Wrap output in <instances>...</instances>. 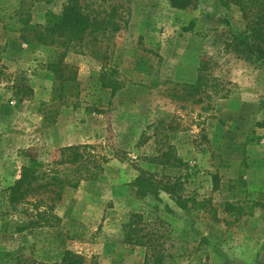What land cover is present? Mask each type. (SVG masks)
Segmentation results:
<instances>
[{"label": "rangeland", "instance_id": "obj_1", "mask_svg": "<svg viewBox=\"0 0 264 264\" xmlns=\"http://www.w3.org/2000/svg\"><path fill=\"white\" fill-rule=\"evenodd\" d=\"M66 1L36 2L32 22ZM224 1L179 10L165 0H84L102 29L63 58L73 81L47 69L58 48L23 42L0 24V213L10 229L0 231V264L30 259L42 246L67 248L84 264H143L145 248L122 240L134 213L161 236L163 264H264L256 204L264 203V64L234 44L245 21ZM109 69L121 83L115 92L101 84ZM19 84L33 95L18 101ZM161 143L186 165L151 164ZM71 145L80 146L78 163L52 162ZM30 148L37 182L55 176L62 184L11 204L8 189L30 163ZM139 169L177 179L185 207L164 192L137 197L130 183ZM37 210H48L54 225H35ZM71 224L82 238L68 235Z\"/></svg>", "mask_w": 264, "mask_h": 264}, {"label": "trees", "instance_id": "obj_2", "mask_svg": "<svg viewBox=\"0 0 264 264\" xmlns=\"http://www.w3.org/2000/svg\"><path fill=\"white\" fill-rule=\"evenodd\" d=\"M40 1H44L45 3L50 2V0H0V24L2 29L10 32H18L23 42H34L58 48V61L48 64L47 69L52 71L55 75L54 77L61 81H73L75 79V72L70 71L67 64H63V58L70 48L76 43L82 42L87 34H93L94 31L102 29V23L96 17H92L83 8L82 2L84 0H67L59 13L48 10L45 13L42 23L32 22L31 7ZM165 1L168 2L171 8L179 10L193 8L200 2V0ZM223 4L236 6L241 13L243 21H245V28L238 35H233L234 44L264 64V0H226ZM189 29L190 27L184 28V30ZM66 68H68L67 73L64 72ZM114 73V69H109L103 71L100 75L102 86L110 88L112 92L121 88L120 81L115 77H111ZM13 87L16 89L15 95L18 97V101H22L23 98H29L33 95V89L27 85L19 84ZM190 87L192 89L200 87L199 79L197 83ZM156 142L159 143L157 140ZM79 147L78 145H71L60 148L58 155L54 153L52 162L58 164L78 163L82 157V154L79 152ZM34 150V148L29 149L30 163L22 166L20 177L8 189L7 200L11 204L25 202L27 198L38 194L40 189L43 188V191H45L48 185L61 183L60 179L58 180L55 176L51 177V182L44 184L37 182L38 176L36 174V168L38 163ZM147 160L151 164H159L163 167H180L186 165L170 146L164 148L162 143L158 147V153L148 157ZM71 185L76 186V183L73 182ZM130 185L135 190V195L139 198H144L148 195L158 198L159 193L164 192L175 197L176 202L181 208L185 207L178 195L181 189V183L177 179L169 176L158 178L154 173L151 174L149 171L139 169L138 175L131 181ZM61 186L59 185L60 191ZM256 204L264 211V203L258 202ZM34 208L37 209V206L34 205ZM36 215L38 222L42 221V223L40 222L35 225H44L47 227L54 225L51 223L50 218L52 215L48 210H37ZM54 218L56 223L60 221L58 217L54 216ZM0 220V231L2 233H8L10 229L7 227V222L1 213ZM27 227H29L28 224L20 225L14 230L21 231ZM146 227L147 225L143 223L141 215L136 213L132 214L128 221L122 225V240L126 245L145 248L146 253L143 264H163L166 255L163 252L162 242L159 243L158 241V238L161 236L155 238L154 233L146 230ZM80 228V226L75 224L69 225L67 228L68 235L82 238L79 232L75 231V229ZM44 239L47 244L51 242L46 236ZM4 255L7 256L8 254L5 253ZM29 260L30 262H28ZM24 263L84 264V257L67 248L42 246L32 251L30 259L16 256V262L14 264Z\"/></svg>", "mask_w": 264, "mask_h": 264}]
</instances>
